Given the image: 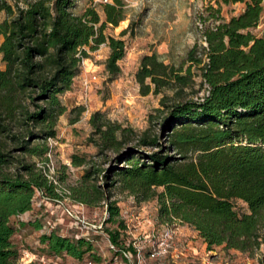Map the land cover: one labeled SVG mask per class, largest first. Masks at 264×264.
<instances>
[{"label":"trees","instance_id":"obj_1","mask_svg":"<svg viewBox=\"0 0 264 264\" xmlns=\"http://www.w3.org/2000/svg\"><path fill=\"white\" fill-rule=\"evenodd\" d=\"M244 3L243 10L225 20L220 7L208 6L200 21L204 43H194L185 63H164L156 53L141 57L135 78L140 94L180 93L192 87L194 77L207 85L199 100H181L169 106V148L177 156L153 152L139 161L138 149L122 155L126 166L116 175L131 193L157 201V217L163 223L178 222L194 229L207 249L221 247L253 254L264 241V35L251 29L259 23L264 0H217ZM75 0H0V264H18L19 250L12 241L17 227L11 217L32 208L40 191L48 201L61 199L48 178L46 165L56 136L57 117L66 111L59 95L71 86L82 60L106 43L110 49L105 68L120 71L124 40L107 34L109 27L125 19L123 0L102 3L104 18L93 8L72 12ZM208 22V23H207ZM129 26L120 31L123 35ZM167 95L160 98L161 104ZM90 122L99 135V148L118 150L119 125L92 114ZM36 141V142H35ZM35 142V143H34ZM157 139L141 136L138 145H156ZM136 153V154H135ZM38 157L43 165L29 161ZM79 165L82 159L72 156ZM129 163V164H128ZM112 183V182H111ZM75 200L95 206L105 199L97 188L79 187ZM241 200L247 211L237 212L233 201ZM106 228L111 248L135 251L120 239L125 224L115 202L106 205ZM42 224L19 222L18 226ZM100 231V230H98ZM95 233V234H94ZM88 236L43 231L39 242L50 255L66 254L75 260L91 256L97 232ZM264 264V252L258 257Z\"/></svg>","mask_w":264,"mask_h":264},{"label":"rangeland","instance_id":"obj_2","mask_svg":"<svg viewBox=\"0 0 264 264\" xmlns=\"http://www.w3.org/2000/svg\"><path fill=\"white\" fill-rule=\"evenodd\" d=\"M105 1L75 0L72 12L81 14L86 8H93L103 19L101 4ZM123 2L125 19L118 26L105 31L124 40L125 53L118 61L119 73L110 75L106 71L105 62L110 49L103 43L82 60L80 72L73 78L70 88L59 95L66 111L57 117L56 136L47 139L50 151L47 154L46 173L62 198L48 201L35 192L32 208L11 217V222L18 228L12 235L20 254L18 264H199L206 257L217 264H259L258 257L264 252V241L253 254L235 249L226 251L221 247L214 248L215 252H207L194 229L178 222H161L157 217L156 199L145 198L142 193H131L122 186L116 175L117 168L127 164L122 155L136 149L141 152L135 153L140 162L147 161L146 156L153 152L177 156L167 142V135L174 128V125L168 127L166 122L169 119V106L176 101L199 100L207 93V85L199 77H194L192 87L184 88L180 93L165 89L159 94H140L135 73L141 57L156 53L164 63L183 65L185 68L187 51L196 42L204 43L202 30L205 25L200 18L207 15L205 9L219 6L221 16L227 20L239 14L244 3L224 4L217 0ZM127 26V31L120 35V31ZM251 31L257 36L264 35V1L259 23ZM0 68H4L1 60ZM163 94L167 95L164 105L160 101ZM96 111L100 112L102 119L125 128V131L116 133L122 139L118 150L99 148V135L94 132L90 122ZM141 136L149 139L155 137L157 144L139 146ZM72 156H78L82 162L73 164ZM26 159L36 162L37 166L43 165L38 157L26 156ZM82 186L97 188L105 193V199L95 206L80 204L73 193ZM112 200L118 206L120 218L125 224L120 239L126 247L130 245L135 250L130 251L129 258L111 248L106 233V228L117 226L105 221L106 205ZM233 206L239 213L247 211L246 204L241 200H234ZM65 209L73 213L81 212L100 230L91 231L97 232L93 252L98 256V261L90 262L89 255L84 257L89 259L80 261L66 254L50 255L46 246L39 242L40 234L51 227L61 234L72 235V218ZM35 221L42 224L40 229L30 224L18 226L19 222ZM167 232L171 234V239L166 251L159 256H151L153 250L162 247L160 243Z\"/></svg>","mask_w":264,"mask_h":264},{"label":"built area","instance_id":"obj_3","mask_svg":"<svg viewBox=\"0 0 264 264\" xmlns=\"http://www.w3.org/2000/svg\"><path fill=\"white\" fill-rule=\"evenodd\" d=\"M50 139V138H48ZM38 194L42 195L40 191H36ZM57 201V200H56ZM82 204V203H80ZM67 214H69L72 218V224L71 227L75 230V232L78 235L82 236H88L91 231L98 230L96 225L91 224L81 212L73 213L72 211L65 209ZM52 228V227H51ZM169 239H171V234L167 232L165 234V238L162 240L160 245L162 247L157 248L156 250H153L151 252V256H159L160 254L164 253L166 251V248L169 246ZM122 254L129 258L131 257V253L129 250H122ZM199 264H217L216 262H213L208 257L202 259V261Z\"/></svg>","mask_w":264,"mask_h":264},{"label":"crops","instance_id":"obj_4","mask_svg":"<svg viewBox=\"0 0 264 264\" xmlns=\"http://www.w3.org/2000/svg\"><path fill=\"white\" fill-rule=\"evenodd\" d=\"M203 241V240H202ZM202 245H203V247L205 248V250L207 251V252H215V251H213V249L214 248H216V247H213V249H207V247H206V243H202ZM194 249V248H193ZM231 250V249H230Z\"/></svg>","mask_w":264,"mask_h":264}]
</instances>
